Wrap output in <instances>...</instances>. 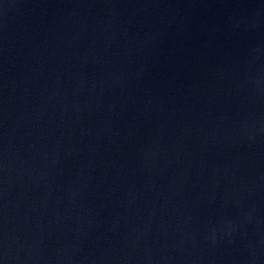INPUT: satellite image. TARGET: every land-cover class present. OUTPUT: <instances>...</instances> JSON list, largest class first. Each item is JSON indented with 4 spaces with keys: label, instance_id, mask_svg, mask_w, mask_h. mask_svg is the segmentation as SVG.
<instances>
[{
    "label": "water",
    "instance_id": "95a60500",
    "mask_svg": "<svg viewBox=\"0 0 264 264\" xmlns=\"http://www.w3.org/2000/svg\"><path fill=\"white\" fill-rule=\"evenodd\" d=\"M0 264H264V0H0Z\"/></svg>",
    "mask_w": 264,
    "mask_h": 264
}]
</instances>
